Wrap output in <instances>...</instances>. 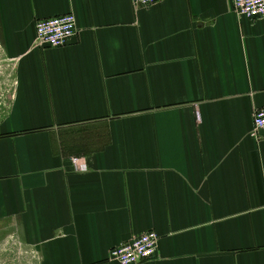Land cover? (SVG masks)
Listing matches in <instances>:
<instances>
[{
	"label": "crops",
	"instance_id": "obj_1",
	"mask_svg": "<svg viewBox=\"0 0 264 264\" xmlns=\"http://www.w3.org/2000/svg\"><path fill=\"white\" fill-rule=\"evenodd\" d=\"M68 12L75 36L34 45ZM0 264H264V17L230 0H0ZM76 157L79 171L72 163Z\"/></svg>",
	"mask_w": 264,
	"mask_h": 264
},
{
	"label": "built area",
	"instance_id": "obj_2",
	"mask_svg": "<svg viewBox=\"0 0 264 264\" xmlns=\"http://www.w3.org/2000/svg\"><path fill=\"white\" fill-rule=\"evenodd\" d=\"M133 5L148 6L156 0H130ZM232 10L248 20L264 17V0H230ZM76 33V17L68 12L58 16L39 19L35 23L34 45L48 48L65 46ZM259 131L264 133V107L253 111V135ZM72 163L79 171L86 165H79L76 157ZM159 241L155 231H146L133 236L126 242L111 247L108 259L115 264H140L154 257Z\"/></svg>",
	"mask_w": 264,
	"mask_h": 264
},
{
	"label": "rangeland",
	"instance_id": "obj_3",
	"mask_svg": "<svg viewBox=\"0 0 264 264\" xmlns=\"http://www.w3.org/2000/svg\"><path fill=\"white\" fill-rule=\"evenodd\" d=\"M4 96V88L1 89L0 87V98L2 99Z\"/></svg>",
	"mask_w": 264,
	"mask_h": 264
}]
</instances>
